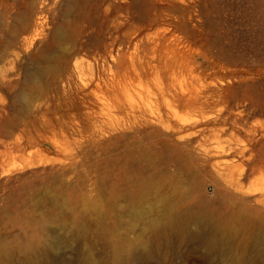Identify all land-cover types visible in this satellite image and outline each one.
Listing matches in <instances>:
<instances>
[{"label":"rangeland","instance_id":"rangeland-1","mask_svg":"<svg viewBox=\"0 0 264 264\" xmlns=\"http://www.w3.org/2000/svg\"><path fill=\"white\" fill-rule=\"evenodd\" d=\"M0 41L7 264H113L112 243L201 202L230 250L166 234L128 264H264V0H0Z\"/></svg>","mask_w":264,"mask_h":264},{"label":"bare ground","instance_id":"bare-ground-1","mask_svg":"<svg viewBox=\"0 0 264 264\" xmlns=\"http://www.w3.org/2000/svg\"><path fill=\"white\" fill-rule=\"evenodd\" d=\"M1 42L2 41H0V43ZM13 53L12 49H10L9 52V46L7 44H2V46H0V84H6L8 87L11 77L14 75V60L12 57L15 54ZM29 84L32 91L38 88L34 79H31ZM28 95L26 93L20 97L21 102L26 108L30 104ZM155 185L156 184L149 178H146L138 188L139 195L149 193L154 189ZM142 214V212H137L134 217H141ZM47 221H49V218ZM190 223L195 225L192 231L187 230ZM144 228L147 229L150 234L149 241L139 238L131 243L129 247H123L118 242L111 244L110 257L113 264H128L130 260L139 255L144 257L148 256L151 251V242L166 234L175 235L177 238L185 237L191 241H197L202 244L207 251L219 253L231 249V242L235 234V227L216 214L209 205L203 202L177 212L166 210L160 217L148 219ZM263 245L264 237L261 235L255 237L252 246L255 247L257 254L263 250ZM244 248V245L240 246V250L244 251ZM22 251L26 254L25 261L29 260L30 257L38 258L37 254L39 253H37V246H26L23 247ZM7 256H9V251L0 248V264H7L5 262Z\"/></svg>","mask_w":264,"mask_h":264}]
</instances>
